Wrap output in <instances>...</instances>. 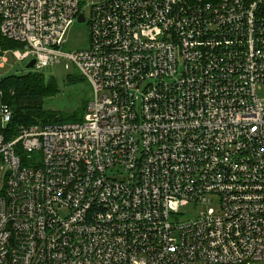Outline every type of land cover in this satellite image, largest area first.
<instances>
[{"label": "built area", "instance_id": "obj_1", "mask_svg": "<svg viewBox=\"0 0 264 264\" xmlns=\"http://www.w3.org/2000/svg\"><path fill=\"white\" fill-rule=\"evenodd\" d=\"M0 36L92 88L0 132V264H264V0H0Z\"/></svg>", "mask_w": 264, "mask_h": 264}, {"label": "trees", "instance_id": "obj_2", "mask_svg": "<svg viewBox=\"0 0 264 264\" xmlns=\"http://www.w3.org/2000/svg\"><path fill=\"white\" fill-rule=\"evenodd\" d=\"M0 50L20 49L21 45L0 36ZM69 82L83 80L82 76H69ZM53 78L49 82L52 85ZM84 81V80H83ZM43 80L36 71L6 74L0 79V104L11 109L10 122L1 130L4 138L18 135L20 126L46 125L50 123H74L83 120V110L86 103L72 114L56 111H44L42 98L50 91L43 87ZM22 157V156H21Z\"/></svg>", "mask_w": 264, "mask_h": 264}, {"label": "rangeland", "instance_id": "obj_3", "mask_svg": "<svg viewBox=\"0 0 264 264\" xmlns=\"http://www.w3.org/2000/svg\"><path fill=\"white\" fill-rule=\"evenodd\" d=\"M67 36L62 46L64 52L71 53L75 48L85 47L87 32L86 26L81 24L71 25ZM1 49V47H0ZM7 61L4 66L0 68V79L2 76L12 73H24L26 70V59H13L10 52L5 54ZM57 64L43 67V69L29 70L36 71L43 80V87H48L49 82L53 78L52 85L49 86V92L42 98L43 110L56 111V113L64 112L72 114L74 111L80 109L81 105L87 102L92 94V88L83 80L69 82L67 75L79 76L77 69L72 62L63 57ZM3 171L0 168V188L1 182L4 178ZM189 208L183 210L188 213Z\"/></svg>", "mask_w": 264, "mask_h": 264}, {"label": "water", "instance_id": "obj_4", "mask_svg": "<svg viewBox=\"0 0 264 264\" xmlns=\"http://www.w3.org/2000/svg\"><path fill=\"white\" fill-rule=\"evenodd\" d=\"M83 20H84V19L82 18V16H80V15L77 16V21H78V22H81V23H82ZM33 61H34L33 58H31V59H29V61L26 63L25 67H26V70H27V71H29L31 68H33L34 63H35V62H33Z\"/></svg>", "mask_w": 264, "mask_h": 264}]
</instances>
